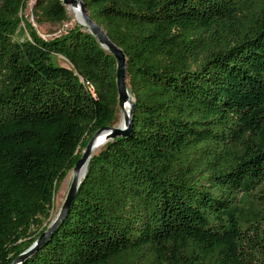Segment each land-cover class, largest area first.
Segmentation results:
<instances>
[{
	"label": "trees",
	"instance_id": "trees-1",
	"mask_svg": "<svg viewBox=\"0 0 264 264\" xmlns=\"http://www.w3.org/2000/svg\"><path fill=\"white\" fill-rule=\"evenodd\" d=\"M28 1L0 0V264L46 229L118 111L113 57L78 24L42 39ZM82 2L126 57L132 130L90 158L21 264H264V0ZM30 16L68 19L61 0Z\"/></svg>",
	"mask_w": 264,
	"mask_h": 264
},
{
	"label": "water",
	"instance_id": "water-1",
	"mask_svg": "<svg viewBox=\"0 0 264 264\" xmlns=\"http://www.w3.org/2000/svg\"><path fill=\"white\" fill-rule=\"evenodd\" d=\"M61 2L65 8L70 6L78 10L77 24L83 29H86V31H88V33L95 38L99 46L113 57L115 61L117 106L120 112L127 106V113L124 115V125L122 127L119 125L104 126L98 129L90 137L81 153V157L76 161L71 170V178L66 195L55 217L49 222L46 229L33 241L30 246L13 259L11 264H21L24 260L36 252L63 221L69 211L70 204L74 199L81 180L85 175L88 161L94 155V149L102 147L106 142L112 141L116 138L127 137L132 130L134 102L126 85V57L123 51L108 39L105 31L101 27L90 20L82 0H61ZM83 168L84 173L80 179V172Z\"/></svg>",
	"mask_w": 264,
	"mask_h": 264
},
{
	"label": "rangeland",
	"instance_id": "rangeland-1",
	"mask_svg": "<svg viewBox=\"0 0 264 264\" xmlns=\"http://www.w3.org/2000/svg\"><path fill=\"white\" fill-rule=\"evenodd\" d=\"M35 0H29L26 4V7L24 9V11L22 12V17H24L27 21H29L33 28L36 30L37 34L44 40H49L53 37L59 36L62 33H64L66 30L71 29L75 24H77V21L75 20V18L70 15L67 11V17L68 19L66 21H64L61 24H51V23H45L41 26H37L31 16H30V12H31V7L33 5ZM56 62L58 64H63V62L61 61V59L58 58V60H56ZM120 110L118 109L116 115H115V120L113 122V126H117L120 120ZM71 172H69L62 180L61 182H59L56 186L55 192H54V196H53V208L51 211V218L50 221L55 217L56 213L58 212L64 197L66 195L67 189H68V185L70 183V178H71ZM47 227V226H46Z\"/></svg>",
	"mask_w": 264,
	"mask_h": 264
},
{
	"label": "bare ground",
	"instance_id": "bare-ground-1",
	"mask_svg": "<svg viewBox=\"0 0 264 264\" xmlns=\"http://www.w3.org/2000/svg\"><path fill=\"white\" fill-rule=\"evenodd\" d=\"M67 11H68V13L70 14V15H72L74 18H75V20L77 21L78 20V10L77 9H75V8H72V7H70V6H67ZM127 113V106L121 111V114H120V120H119V123H118V125L120 126V127H122L124 124H123V118H124V115ZM101 147H98V148H96V149H94V151H93V154H95L99 149H100ZM83 173H84V168L81 170V172H80V179L82 178V176H83Z\"/></svg>",
	"mask_w": 264,
	"mask_h": 264
}]
</instances>
